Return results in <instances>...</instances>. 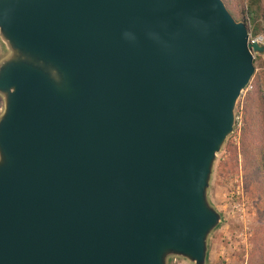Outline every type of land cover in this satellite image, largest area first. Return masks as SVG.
I'll list each match as a JSON object with an SVG mask.
<instances>
[{"label":"water","instance_id":"95a60500","mask_svg":"<svg viewBox=\"0 0 264 264\" xmlns=\"http://www.w3.org/2000/svg\"><path fill=\"white\" fill-rule=\"evenodd\" d=\"M0 42V264H206L248 27L222 0H0Z\"/></svg>","mask_w":264,"mask_h":264},{"label":"trees","instance_id":"16d2710c","mask_svg":"<svg viewBox=\"0 0 264 264\" xmlns=\"http://www.w3.org/2000/svg\"><path fill=\"white\" fill-rule=\"evenodd\" d=\"M226 9L236 22L249 27L251 37L264 34V0H222ZM253 65L255 73L243 101L237 105L241 127L236 143L233 136L224 146L225 157L217 165V175L221 178L237 170V158L240 156L245 190L256 197V210L264 219V56L255 55ZM241 107V110H239ZM237 132V123L234 136ZM253 251L247 264H264V225L260 233L255 234Z\"/></svg>","mask_w":264,"mask_h":264},{"label":"rangeland","instance_id":"374dc122","mask_svg":"<svg viewBox=\"0 0 264 264\" xmlns=\"http://www.w3.org/2000/svg\"><path fill=\"white\" fill-rule=\"evenodd\" d=\"M6 56L7 51L0 42V61ZM250 91L251 86H248L242 92L237 105L239 101H243L244 96ZM237 105L234 113L237 132L234 136V126L233 133L229 137L233 136V140L236 143L238 142L241 127L240 115L237 114ZM2 108L3 104L0 98V113ZM239 110H241V107H239ZM224 146L220 153L216 155L207 194L210 204L221 215V221L217 229L208 238L206 264H247L254 248V236L260 233L264 225V219L258 215L256 210L258 199L248 195L245 190L240 156L237 158L236 172L228 174L225 178L217 175L218 162L222 157H225ZM168 264L190 263L182 259L172 258L168 260Z\"/></svg>","mask_w":264,"mask_h":264},{"label":"built area","instance_id":"2783aa9c","mask_svg":"<svg viewBox=\"0 0 264 264\" xmlns=\"http://www.w3.org/2000/svg\"><path fill=\"white\" fill-rule=\"evenodd\" d=\"M249 41L250 43H256L260 47H264V34L263 35H258L254 38L251 37V34L249 32Z\"/></svg>","mask_w":264,"mask_h":264}]
</instances>
